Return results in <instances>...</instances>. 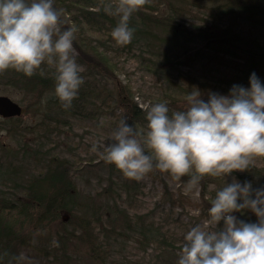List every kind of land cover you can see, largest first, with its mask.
<instances>
[{"label": "trees", "instance_id": "obj_1", "mask_svg": "<svg viewBox=\"0 0 264 264\" xmlns=\"http://www.w3.org/2000/svg\"><path fill=\"white\" fill-rule=\"evenodd\" d=\"M214 1V16L218 14L221 18H213L210 24L205 25L186 26L179 21L178 16L183 13L186 5L185 0H147L131 17L130 24L135 28V33L133 40L128 43L130 48L140 43L152 47L160 42L155 47L158 51L166 46L179 54L172 55L171 49L162 54L153 53L149 60L155 66L163 69L170 64L182 62L194 67L193 71L185 74L183 82L174 81L178 90H175V97L168 103L176 108L183 106L186 94L193 90V86H198L202 91L211 89L228 93L233 84L250 86L253 71L264 80V0ZM105 2L55 0L54 3L55 7L63 9V17L67 21L63 27L75 24L78 28L74 47L78 63L85 66L81 73L85 77L84 83L70 108L62 107L59 98L53 94L56 83L54 67L50 68L45 63L42 70L37 69L32 76L15 69L0 72V83L15 86L34 97L25 111L30 109L38 113L41 119L36 125L49 135L69 117L97 113L101 108L105 115L115 114V109L119 108L120 116L128 117L130 123L140 129L147 127V110L135 99L132 87L117 80L114 73L116 65L110 51L99 44L109 38L118 22V17L104 10ZM161 5L167 7L165 11L159 9ZM96 34L103 35L96 37ZM100 38L102 41H99ZM189 42H199L200 47L190 50ZM229 61H232V66ZM162 72L168 70L163 69ZM51 118H56L53 123L48 121ZM0 149L7 150L2 141ZM103 162L110 167L112 176L102 193L105 198H95L97 201L90 204L79 196L74 168L68 159L58 157L49 158L44 171L31 176L23 192L13 196L0 193V264H73L76 253L72 248L77 239L87 246V258L94 264H114L110 261L114 242L98 238L97 227L94 225L97 222L103 231L114 232L119 237L133 230L151 241L155 240V235L150 233L153 221L147 222L144 214L133 219L129 216V209L117 203V186L120 184L130 198L133 197L132 190L139 188V181L121 177L119 183L113 177L114 171L119 168L105 159ZM247 171L252 176L264 177L263 167L252 164ZM149 175L154 178L164 175L171 177L159 169H153ZM189 176L185 174L181 180L187 181ZM220 177L206 175L199 183L202 216H209L211 201L217 190L224 185ZM212 183L216 187L210 188ZM182 198L171 197L172 205L182 202ZM236 215L247 221L258 220L251 209L237 212ZM103 216L107 217L106 222L110 227L101 222ZM118 217H121L123 223L117 226ZM49 224L57 226L55 233L53 230L46 231ZM39 229L46 232L36 236ZM103 231L100 230V233ZM119 237H114L113 241ZM52 238L55 242H51ZM162 243L167 252L165 264H178L175 241L165 236Z\"/></svg>", "mask_w": 264, "mask_h": 264}, {"label": "clouds", "instance_id": "obj_2", "mask_svg": "<svg viewBox=\"0 0 264 264\" xmlns=\"http://www.w3.org/2000/svg\"><path fill=\"white\" fill-rule=\"evenodd\" d=\"M147 0H106L104 10L118 17L111 35L119 45L134 38L133 13ZM55 0H0V72L15 69L28 76L47 64L55 69L54 95L68 109L79 96L85 77L73 53L78 30L67 23ZM207 95V99H205ZM187 106L170 111L154 103L146 113L147 128L128 117L112 131L111 143L97 141L104 159L136 180L159 169L179 181L190 174L186 189L206 175L228 177L264 156V80L253 71L250 86L233 84L228 93L198 86L186 94ZM102 123V121H101ZM251 209L257 221L237 212ZM209 218L183 237L178 264H264V186L254 188L236 176L216 192Z\"/></svg>", "mask_w": 264, "mask_h": 264}, {"label": "rangeland", "instance_id": "obj_3", "mask_svg": "<svg viewBox=\"0 0 264 264\" xmlns=\"http://www.w3.org/2000/svg\"><path fill=\"white\" fill-rule=\"evenodd\" d=\"M185 1L183 13L178 17L179 21L186 26L210 24L213 18L215 20L221 18L218 14L214 16L215 12L212 9L215 4L214 0ZM165 8H167L165 5L159 7L162 11H165ZM96 35V37H101L103 34ZM158 43L160 42H156L152 47L140 43L130 48L128 44L123 46L117 44L111 35L107 40L99 42L103 48L110 51L109 54L116 65L114 73L117 80L132 87L136 95L135 99L141 107L148 111L152 104L166 102L171 111L183 110L187 106L186 100L180 108L169 104L175 97L177 89L174 81L183 82L185 74H188L190 70L193 71L194 67L176 62L163 68L168 72H162L163 69L155 66L149 57L154 55L153 53L162 54L167 49H171L172 55H177L179 52L166 46L158 51L155 49ZM188 46H191L190 50H193V48L200 47V43L189 42ZM73 53L75 56L77 55L75 47ZM229 62V65L232 66V61ZM80 65L84 70L85 66ZM209 90L211 89L204 90V92L207 93ZM0 94L9 95L25 109L34 100V97L26 91L3 83H0ZM204 98L207 99V95ZM102 111L103 108L97 113L71 116L64 122L61 121V126L50 135L36 125L41 116L33 110L24 111L20 116L3 117L0 115V141L7 146L5 151L0 149V193L13 196L15 193L23 192L31 176L44 171L49 158L58 157L68 159L71 167L74 168L73 174L79 189V196L85 203L90 204L96 200L95 198L103 199L105 194L102 193L108 187L112 173H110V167L105 166L103 162V150L93 151L92 144L97 141H102L105 145L111 143L112 131L118 127L123 117L120 116L119 108L115 109V114L105 115ZM55 119L51 118L48 121L53 123ZM47 135L49 136L47 137ZM253 165L264 168V156L255 157ZM113 175L114 180L119 183H121V177L126 178L120 169L114 171ZM233 176L241 181H251L254 188L264 186L263 176H252V173L247 170H234L228 177L221 176L220 178L225 184L227 181L231 182ZM138 181L137 193L132 190L133 197L130 198H128L127 191L120 187V184L117 186L119 193V195L116 194L117 203L128 208L129 216L133 219L137 215L144 214L147 222L153 221L150 233L155 235V240L151 241L143 234L129 230L120 237L117 235L119 238H115L113 241V238L117 237L115 233L103 231L100 223L97 222L94 225L97 227L98 238L114 242L110 253V261H113L114 264H165L164 259H167V252L162 243L165 236L175 241V252L179 255L184 242V234L195 224H203L209 218V216L201 215V186L198 184L192 189H186L187 181H176L168 175L154 178L147 174ZM214 187L216 184L212 183L210 188ZM171 197L183 200L172 205ZM102 219L101 222L110 227L106 222L108 221L107 217L103 216ZM121 223L123 221L121 217H118L117 226ZM56 227L55 224H49L46 231L53 230L52 232H54ZM100 230L103 232L100 233ZM45 232L39 229L35 235ZM78 234L80 233L78 232ZM51 242H55V239L52 238ZM75 242L76 244L72 248V251L76 253L73 264H94L87 258L85 252L87 246L81 244L78 239ZM177 258L179 259V256Z\"/></svg>", "mask_w": 264, "mask_h": 264}, {"label": "water", "instance_id": "obj_4", "mask_svg": "<svg viewBox=\"0 0 264 264\" xmlns=\"http://www.w3.org/2000/svg\"><path fill=\"white\" fill-rule=\"evenodd\" d=\"M25 108L9 95L0 94V115L3 117L20 116Z\"/></svg>", "mask_w": 264, "mask_h": 264}]
</instances>
